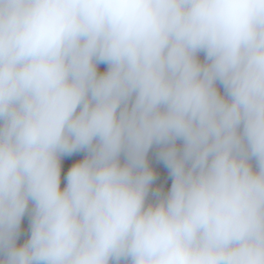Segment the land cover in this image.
<instances>
[{"label": "clouds", "instance_id": "1", "mask_svg": "<svg viewBox=\"0 0 264 264\" xmlns=\"http://www.w3.org/2000/svg\"><path fill=\"white\" fill-rule=\"evenodd\" d=\"M0 264H264V0H0Z\"/></svg>", "mask_w": 264, "mask_h": 264}, {"label": "crops", "instance_id": "2", "mask_svg": "<svg viewBox=\"0 0 264 264\" xmlns=\"http://www.w3.org/2000/svg\"><path fill=\"white\" fill-rule=\"evenodd\" d=\"M103 67H104V66L102 65V66H101V69H103ZM168 186H169V185H168Z\"/></svg>", "mask_w": 264, "mask_h": 264}, {"label": "trees", "instance_id": "3", "mask_svg": "<svg viewBox=\"0 0 264 264\" xmlns=\"http://www.w3.org/2000/svg\"><path fill=\"white\" fill-rule=\"evenodd\" d=\"M168 185L170 186V181H168Z\"/></svg>", "mask_w": 264, "mask_h": 264}]
</instances>
